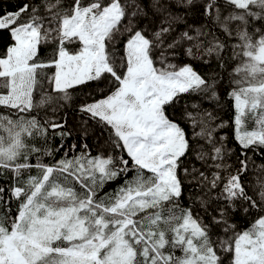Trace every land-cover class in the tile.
Instances as JSON below:
<instances>
[{
  "label": "snow or ice",
  "instance_id": "snow-or-ice-1",
  "mask_svg": "<svg viewBox=\"0 0 264 264\" xmlns=\"http://www.w3.org/2000/svg\"><path fill=\"white\" fill-rule=\"evenodd\" d=\"M0 264H264V0L0 7Z\"/></svg>",
  "mask_w": 264,
  "mask_h": 264
},
{
  "label": "trees",
  "instance_id": "trees-1",
  "mask_svg": "<svg viewBox=\"0 0 264 264\" xmlns=\"http://www.w3.org/2000/svg\"><path fill=\"white\" fill-rule=\"evenodd\" d=\"M16 5V0H0V7L6 8L9 11L14 10ZM80 122V114L78 112L75 111V105H73V109L72 111L69 112V127H72L74 125H79ZM88 144L90 147H93L94 149V145L96 143V139L95 137H91L88 139ZM55 145H58L60 143V138H57L54 142ZM68 144H72V143H78L77 138L75 137V135L73 136L72 139L67 140ZM120 181H117L115 184H109L106 186V188L104 189V191H109L113 188H115L117 186V184H119Z\"/></svg>",
  "mask_w": 264,
  "mask_h": 264
}]
</instances>
